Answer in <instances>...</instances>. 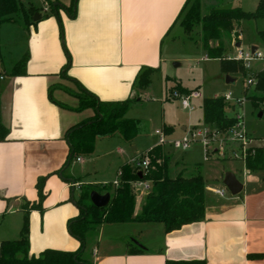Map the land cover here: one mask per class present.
<instances>
[{"label": "crops", "instance_id": "obj_1", "mask_svg": "<svg viewBox=\"0 0 264 264\" xmlns=\"http://www.w3.org/2000/svg\"><path fill=\"white\" fill-rule=\"evenodd\" d=\"M19 1L36 8L35 16L40 19L6 23L18 28L9 45L15 54L10 63L3 55L0 31V66L9 65L8 72L5 67L0 72V136L1 126L8 131L6 140H0V216H21L16 225L19 237L14 239L18 240L24 205L38 201L37 183L47 177L43 212L30 213V254L38 257L46 250L76 252L81 244L70 234L68 224L80 215L75 203L80 187L105 188L76 175L72 165L85 169L87 161L97 160L99 143L110 139L98 140L93 155L78 157L81 161L75 159L60 172L69 156L68 130L96 114L93 109L75 110L78 95L86 90L107 103L140 96L146 90L136 87L140 73L152 69V78L163 67L173 44L181 39L174 33L182 28V18L195 1L202 10L208 0H77L74 16L59 10L61 22L45 0H27V5ZM54 1L67 7L73 2L50 0ZM236 46L243 48L242 43L240 48ZM26 55L25 73L14 75V66ZM164 127L170 128L167 136H172L174 129ZM182 130L186 133L188 129ZM255 141L252 146L264 147ZM118 150L122 152L120 147ZM145 152L136 153L130 161ZM184 160L183 155L179 174L190 178L200 173L205 179V219L170 233L160 223L104 224L87 235L86 248H93L90 263L264 264V170L250 171L242 162L243 170L229 171L243 184V191L232 195L226 194L223 178L220 184L208 185L198 167L197 173L187 177ZM69 178L78 182L66 181ZM221 190L223 196L217 193ZM145 198L137 199L136 215ZM134 238L145 252L137 253L130 242Z\"/></svg>", "mask_w": 264, "mask_h": 264}, {"label": "trees", "instance_id": "obj_2", "mask_svg": "<svg viewBox=\"0 0 264 264\" xmlns=\"http://www.w3.org/2000/svg\"><path fill=\"white\" fill-rule=\"evenodd\" d=\"M50 8L57 15L59 21V10L62 9L69 16H74V7L77 0L67 7L57 1L50 2ZM23 9L19 0H0V31L4 24L14 22L13 15ZM32 19L37 13L36 8L29 10ZM264 20V0H259L254 12H246L242 8H214L207 15L202 16L200 3L195 1L187 14L182 18L181 26L186 33H192L197 26H201V43L208 59H220L221 70L225 74L237 72L246 76V70L240 61L226 59L224 57L225 41H237L240 29L244 21ZM27 22V20H26ZM264 40V32H260ZM214 43H217L214 46ZM28 56L19 61L13 69V74L25 73ZM152 69H146L138 76L137 88L147 89L151 84ZM256 91L262 97H250L253 105L260 107L264 103V70L255 75ZM174 89V90H173ZM171 89L172 92L180 91V84ZM194 92V91H191ZM244 96L248 98V89L244 90ZM79 106L76 111L93 109L94 117L78 124L68 130L66 140L69 145V156L60 171L61 173L70 167L71 163L78 157H89L94 154L98 140L120 135L126 143H132L144 130L143 123L139 120L128 119L126 116L139 98L127 99L121 102L107 103L100 101L96 96L82 91L78 95ZM230 105L225 97L207 98L203 101V124L217 130L227 132L232 129L237 120L227 114ZM165 134L170 133V128L164 127ZM8 131L1 126L0 140L5 141ZM245 160L246 168L250 171L264 170V147L255 148ZM153 169L149 179L153 183L151 193L146 196L140 213L136 215L137 196L134 194L131 183L140 178L139 173L130 163L124 164L119 171L120 185L116 188L105 189L98 186L82 185L80 196L75 203L80 210V215L70 220L68 229L70 234L80 241V248L76 252H62L46 250L38 257L30 254V213L37 210L43 212V203L47 197L45 185L47 177L40 178L37 183L38 201L27 202L24 205V221L20 232V238L13 241H3L0 247V264H92L83 258L86 250L87 235L97 230L104 224H126V223H160L165 226L166 232L170 233L182 229L184 226L201 222L205 219V190L204 177L198 173L190 178L179 174L175 178L169 175L170 156L164 153L161 146L155 147L151 152ZM160 162V164H159ZM63 177V174H62ZM64 178V177H63ZM65 179V178H64ZM77 183V179H66ZM105 191L111 195L108 206L97 208L91 201V193ZM137 253L146 250L133 246ZM166 264H207L205 261H168Z\"/></svg>", "mask_w": 264, "mask_h": 264}, {"label": "rangeland", "instance_id": "obj_3", "mask_svg": "<svg viewBox=\"0 0 264 264\" xmlns=\"http://www.w3.org/2000/svg\"><path fill=\"white\" fill-rule=\"evenodd\" d=\"M258 1L208 0L203 4L201 14L202 16L207 15L213 7L242 8L246 12H254L257 9ZM22 2L27 5V0H22ZM30 9L32 8L23 6L22 10L13 15L14 21H22V18L32 19ZM239 29L241 33L237 41H234L235 39L225 41L224 57L226 59L229 60L236 56L239 50L236 45L241 43L245 53L253 47H258L264 52V40L260 36V32H264V20L244 21ZM17 30L18 28L12 24L2 26L1 42L6 63H10L12 55H15L10 52L9 45L12 44ZM174 34L175 36L180 35L181 39L173 44L172 54H167L163 67L152 76L149 88L140 92V96L137 95L133 98L136 100L140 97L141 100L136 101L127 114L128 119L139 120L143 123V133L132 143H125L119 135L101 141L97 149L99 150L97 160L87 161L85 169L80 165H72L73 171L78 173L76 175L83 176L97 185L114 183L118 179L117 172L120 166L130 161L136 153L147 152L154 148L158 144L156 131H163L164 126L167 125L174 129L172 136H168V144L163 147L164 153L173 157L169 168L170 176L175 177L179 174L184 155L183 162L187 165V171L184 174L187 177L197 173L200 168L208 185L220 184L223 182L221 179L225 180L229 171L237 173V170H243V163L235 161L230 156V144H226L220 151L213 153L212 160L209 161L205 158V148L201 144H195L186 152L174 150L171 147L172 140L181 139L186 134L182 130L183 127L189 131L194 127L201 128L203 126L202 104L207 98L228 97L227 103L230 107L227 108V114L231 117L239 114L243 118L247 131L256 139L255 143L264 145V103L260 102V107L257 108L249 99L255 96L262 97V94L256 91V84L249 83V78L252 75L255 77L258 72L264 70V62H253L251 70H247L243 66L246 76L240 72L228 75L222 72L220 59H208L202 46H199L201 26H197L192 33H189L191 40L181 27L176 29ZM216 45L217 43H214V46ZM4 67L8 72L9 65L3 66V64L0 66V72H4ZM228 77L235 81L228 83ZM179 84L182 90L174 92L181 95H189L192 93L191 91L199 93L200 97L191 102L195 108L193 111L183 109L181 101L172 97L173 88ZM171 89L173 90L171 91ZM245 89H248V98L244 96ZM260 113H263L262 118L259 117ZM119 147L122 152H119ZM134 147L136 150L133 149ZM215 147L219 146L215 145ZM197 167L198 169H195ZM109 187L114 188L113 184ZM225 191L226 194L230 193L227 188ZM20 221L21 216L7 214L5 219L0 216V241L17 239L19 233L16 225ZM130 242L132 246L140 243L137 238L131 239ZM92 249V245L86 248L84 259L90 260Z\"/></svg>", "mask_w": 264, "mask_h": 264}, {"label": "built area", "instance_id": "obj_4", "mask_svg": "<svg viewBox=\"0 0 264 264\" xmlns=\"http://www.w3.org/2000/svg\"><path fill=\"white\" fill-rule=\"evenodd\" d=\"M48 10L49 8L47 7L46 11ZM229 59L240 61L247 70H251L253 62H264V52L257 48L254 52L251 49L245 53L241 48L238 50L236 56ZM256 82V78L254 75H252L249 78V83L252 85L256 84ZM171 95L173 98L179 99L182 103L183 109L188 111H193L195 109L191 103L192 100L198 99L200 97L197 91H194L189 95H181L177 92H172ZM226 99L229 98L226 97ZM234 118H236L237 123L227 132H218L217 130L203 124L201 128L194 127L189 131L187 130L183 138L172 140L171 147L174 150L185 152L190 150L195 144H201L205 148V158L208 161L212 158L213 153L220 151L221 148H223L226 144H230V156L233 157L235 161H241L245 163L248 152L251 151L252 154L255 153V148L252 146L254 138L247 131L243 118H241L239 114L234 116ZM156 135L158 136V144L155 147H164L168 144V136L164 131L158 130L156 131ZM215 145H218L219 147H215ZM154 148L145 153L137 155L129 162L139 174L143 175V179H139L131 183L132 190L137 196V199L148 196L152 191V181L144 178L149 176L152 169L154 168L152 165V157L150 156V152ZM77 160L81 161V158H78ZM119 176L118 179L113 183L114 188L119 187L120 185ZM74 186H76V184H74ZM107 187H109V184H103V188ZM217 193L220 196L225 194V192L222 190L218 191Z\"/></svg>", "mask_w": 264, "mask_h": 264}, {"label": "water", "instance_id": "obj_5", "mask_svg": "<svg viewBox=\"0 0 264 264\" xmlns=\"http://www.w3.org/2000/svg\"><path fill=\"white\" fill-rule=\"evenodd\" d=\"M40 19V17L37 15L35 16V20ZM241 44H238V47L240 48ZM256 47H253L252 50L253 52L256 50ZM235 80L228 77L227 82L231 83L234 82ZM259 117H263V113L259 114ZM140 178L143 179V175L139 174ZM224 185L226 188L230 191L232 195H238L243 191V184L238 180V178L235 176L233 173H227L226 178L224 180ZM111 200V195L109 193L106 194H101L97 191H94L91 193V201L92 203L97 207V208H104L108 206ZM136 246H138L141 249L146 250V248L140 244L136 243ZM1 255V253H0Z\"/></svg>", "mask_w": 264, "mask_h": 264}]
</instances>
